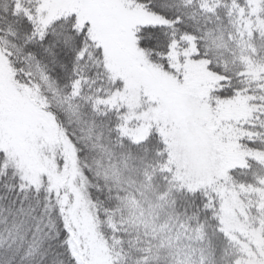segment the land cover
I'll list each match as a JSON object with an SVG mask.
<instances>
[{
  "label": "snow or ice",
  "instance_id": "6c2138e0",
  "mask_svg": "<svg viewBox=\"0 0 264 264\" xmlns=\"http://www.w3.org/2000/svg\"><path fill=\"white\" fill-rule=\"evenodd\" d=\"M0 264H264V0H0Z\"/></svg>",
  "mask_w": 264,
  "mask_h": 264
}]
</instances>
